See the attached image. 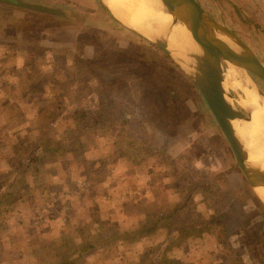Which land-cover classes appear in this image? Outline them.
Masks as SVG:
<instances>
[{
  "label": "rangeland",
  "instance_id": "1",
  "mask_svg": "<svg viewBox=\"0 0 264 264\" xmlns=\"http://www.w3.org/2000/svg\"><path fill=\"white\" fill-rule=\"evenodd\" d=\"M25 1L0 0V37L12 32L6 28V22H19L18 16L23 18L22 22H34L33 9L40 6L37 15L39 26L24 29L21 31L23 35L20 33L18 37L6 34L0 42V121L13 125L8 129L0 126V133L14 141L19 136L28 135L27 145L15 146L21 152L34 148L37 142L40 146V142L48 137L55 141V137L60 138L58 147L61 146L66 155L70 148L75 149V158L80 162L83 159L82 145L90 146L102 135L111 150L108 155L119 156L123 175L112 174L108 170L106 164L112 163V158H115L112 157L97 164L94 178L100 179L107 174L113 183L124 178L123 181L133 189L147 183L157 189V195L150 199L152 206L148 204L153 211L147 221L151 222L164 212H170L171 217L157 219L155 230L158 231L154 232L156 237L153 239L158 241L166 237L170 242L178 228L190 227L186 251L170 252L175 261L179 260V264H264V203L238 167L227 140L192 83L189 72L152 39L112 15L100 0H28L29 5H25L30 6L28 12L23 10L25 12L18 16L8 13L14 11V7L24 9ZM198 1L213 18L236 32L264 64V0ZM82 22L93 24L91 34L72 25ZM68 23H72L71 26H66ZM107 23L112 24L110 30L104 28ZM76 39L78 44L72 45ZM84 42L89 43L87 48L92 58L74 59L70 65L81 75H90L92 81L86 87L93 86L95 93L80 95L91 103L87 108H73L69 98L75 96L66 92L69 89L62 85L61 91L66 93L44 92L40 76L44 81L43 73L51 72L46 74L52 76L48 89L55 83L58 87L57 73L67 74L65 82L73 80L74 72H69L65 59H73L77 51L78 54L83 52ZM23 51L28 55V63L14 66L12 60L21 59L19 63H22ZM46 55L55 60L54 67L45 62ZM48 67H52L53 72L41 70ZM9 71L19 75L6 79L3 75ZM239 72L240 79L247 80L250 90L245 88L243 92L236 88L235 91L231 87L228 90L232 94V104L248 115L249 109L239 103L240 96L250 93L256 97L254 103L258 99L263 105L264 79L246 68H243L244 73ZM80 81L84 84L85 78L81 77ZM9 86L11 90L21 91V95L8 93ZM24 100L36 102L40 107L39 113L35 105L27 106L25 103L28 102ZM11 101L17 107L10 105ZM13 122L17 125L14 126ZM79 136H85L87 142H78ZM23 143L22 139L19 144ZM14 163L21 166L22 161L14 159ZM88 165L90 163L86 164L89 173L92 167ZM25 169L23 173L6 175L13 180L7 197L23 193L32 201L33 210L41 211L40 204L45 200L40 196V183L34 184V178L26 174L28 169ZM133 169L136 179L128 173ZM52 195L55 197L51 201H54V215L67 216L70 203L64 202H69V198L56 199V195ZM76 196L74 190L72 200H78ZM28 211L30 213V209ZM36 215L34 219L25 218L29 225L23 224L25 228L17 236L5 238L13 249L16 246L28 249L29 264L41 263L40 237L21 238L40 233L36 227L40 226V219ZM196 230L205 234L198 235ZM67 235L69 241L60 239L63 244L59 247L61 250L74 247L70 234ZM135 237H126L127 243L123 244L127 247L128 251L124 252L130 256L129 259L118 260L115 250L114 253L109 250L104 255L97 253L98 258L92 252L87 260L90 264H97L100 260L109 264L112 261L113 264H134L139 256L128 247L138 248L140 240H135ZM16 242L20 243L16 245ZM119 247L122 250V243ZM13 255L17 256L15 252ZM55 258L61 260L64 256L60 252Z\"/></svg>",
  "mask_w": 264,
  "mask_h": 264
},
{
  "label": "crops",
  "instance_id": "2",
  "mask_svg": "<svg viewBox=\"0 0 264 264\" xmlns=\"http://www.w3.org/2000/svg\"><path fill=\"white\" fill-rule=\"evenodd\" d=\"M16 3L18 0H14ZM29 1L26 0L24 2V9L22 8L17 9L14 7V11H8L9 14L18 16L17 14H23V10H28L30 9V6H25L29 5ZM41 4H44L42 1H40ZM37 5V3H35ZM40 6L37 5L36 9L34 10V15L36 17L34 22L31 23H25L22 22L21 20L23 19L22 17L18 16L19 22H6V28H9L11 33L6 32L2 37H0V42L6 38V34L13 35L15 37H18L20 35L21 31L24 29H28L30 27L36 28L37 26L40 25V19L38 18V14L40 13L39 11ZM26 14V13H24ZM6 18V17H5ZM5 22V21H4ZM68 23L66 26H71ZM32 25V26H30ZM75 26H79L78 28H83L86 32H89V34L92 33V26L93 24L90 22H82V23H75L72 24ZM112 24L107 23L104 28L106 30H110ZM101 29L100 27H97ZM90 30V31H88ZM102 30V29H101ZM77 33V32H76ZM75 33V36H76ZM23 34L21 33V36ZM1 36V33H0ZM5 36V38H3ZM20 40V38H17ZM12 40V39H8ZM6 40V41H8ZM74 41V40H73ZM11 41H8V43ZM13 44V43H12ZM78 44V39L74 41L72 45ZM18 45H15L17 47ZM84 50L81 53H74L73 59L72 58H66L65 59V64L68 65L69 72H74L73 80H70L68 82H65V78H68L67 74H61L57 73L55 74V77L58 80V87L53 85L52 88L48 89L49 87V82L52 79L51 75H46L48 73H51L49 71H45L43 74H45L46 80L43 81L42 75L40 76V81L42 85L44 86V92H61V93H66V92H71L75 97L74 98H69V103L72 105L73 108H87L90 102H87L86 100L84 101L83 97H80V95H90L95 93L94 92V87L89 86L86 87V84H89L92 80L90 75L88 77L86 75H81V73L77 70L74 69L72 64L74 59H87V58H92L91 51L87 48L89 46V43L83 44ZM13 50V49H12ZM23 55L22 63H19L20 60L13 61L12 64L16 67L23 65V63L27 62L28 63V55L27 53H24V51L21 53ZM91 55V56H90ZM7 59H11L7 58ZM39 61V60H38ZM46 63H51L52 67H54L53 63L55 60L49 58L48 55H46ZM39 63V62H38ZM44 63V62H43ZM44 63V65H46ZM49 63V64H50ZM48 67L45 69H41L42 71L44 70H52L53 68ZM42 68V67H40ZM19 74H16L14 72H8L7 74H4L3 76L7 77L10 76V78H17ZM54 77V74H52ZM83 77L85 78L84 84H81L82 82L80 81V78ZM48 79V80H47ZM7 82V81H6ZM69 89L66 92L61 91V87ZM4 88V87H3ZM10 88V86H9ZM5 90V89H4ZM18 93L21 95V91H16V90H11L10 88V94L13 93ZM14 100V99H13ZM30 100V99H29ZM29 100H24L27 101L28 103H25L27 106L29 105H35L36 108H39L38 105H36V102H29ZM14 102V101H13ZM65 104H68V101H65ZM70 107V106H69ZM70 107V108H72ZM15 124L14 126L17 125V122H13ZM0 126H4L6 129L9 127H13V125L9 124L8 122H2L0 121ZM84 138H78V142H87V139L85 136ZM99 139H97L94 144H84L82 154H83V159L80 162V160L75 158V149L70 148L67 151V155L65 151H62L61 146L57 147L56 150H51L48 148V145L43 144L40 142V146H38V142L36 143L34 148L29 149L28 151L21 152V150H18L19 147H15L16 145L19 146H25L29 143L28 135L27 136H19V139L14 141L9 140L8 136L5 134L3 135L0 133V146H4V148L0 147V175H13L14 173H23L27 168L26 174H31L32 177L34 178V184H39L40 183V190L42 188H46L47 191L50 193H53L56 195V199H59V197L66 196V198H69V203H70V212L69 214H66L67 216L62 217V215H55L53 218L47 219L49 221L46 222H41L40 226H36L38 231L40 233L36 234H31L30 236L26 237H21V238H28V237H40L42 240H53L57 241L58 239L61 238V236L69 231L70 234L73 235V237L78 240L79 242H83L84 238L86 237L85 233H81L79 230H85V226H83L82 223L86 220H88L91 215L93 214V210L96 207L100 208L101 211H105L107 208H112V213L115 215V217L121 224L120 228H136V227H141L144 226L143 224H150V221H147V218L150 219V213L151 209H146L147 201L149 202L150 205V199L153 196H156L157 189H154L152 187L151 183L144 184L143 187H140L142 185H136V188L133 189L130 187L128 184H126L125 181H123L124 178H121L120 180L117 181V183H113V180L111 178H108L107 174L105 177H101L100 179L94 178L96 176V166L97 164H100V161H108L110 158H112L113 161L110 164H106L108 167V170L112 174L117 173V174H122L121 172V166L123 165L120 160H118V155L117 156H111L108 155L109 151V145H107V142L103 139L102 135L98 136ZM24 140V143L20 145L21 140ZM60 140V138H58ZM6 148V149H5ZM5 149V150H4ZM103 153V154H102ZM14 159H20L22 161L21 166H16L14 163ZM104 159V160H103ZM3 160V161H2ZM90 163V166L92 167L91 172H87V166L86 164ZM105 163V162H104ZM89 166V165H88ZM89 166V167H90ZM94 166V167H93ZM4 172H7L5 174ZM132 175L133 179H136V175H134V169L129 170V172ZM123 175V174H122ZM93 176V177H92ZM13 180L9 179L7 182L4 181V178L1 179L0 177V191L4 189L6 186L7 187H12ZM70 184H75L74 186H68ZM35 189H38V187H35ZM61 190V192H59ZM76 190L77 196L73 199L75 203L72 200L73 197V191ZM144 192V193H142ZM21 198V197H20ZM20 198H17L16 204H9L7 205L6 202H0L1 207L5 206L8 210L5 212V217L2 219L0 218V264H28V249L21 247L19 249V255H13V245L9 243L5 238H11L14 234L16 236L18 235V232L20 230L23 231L25 228L23 224H26V227L29 225L27 223L28 221H25V218H32V210H33V203L30 200V198L23 197V200ZM60 200H58L59 202ZM8 202V201H7ZM6 203V204H4ZM151 206V205H150ZM30 209V213L28 211ZM60 213H63V211H60ZM31 216V217H30ZM20 218V219H17ZM21 219H24V221L20 222ZM48 222H50V225ZM149 222V223H148ZM30 225H33L31 223ZM78 225L81 226L79 227L80 229L78 230ZM139 227V228H140ZM154 230L152 232L148 233V236H143V237H148V238H153L156 237L154 234ZM36 232V230L34 231ZM205 232H202V235H204ZM199 237V236H198ZM142 240L140 241V243ZM100 247H90L86 249V251L82 252V258H80L78 261H75L72 264H90L89 261L87 260V256L90 255L92 252L97 256V253L100 255H104V253H107V251L114 250L113 246H106L104 248ZM135 250V247L133 248ZM215 249V248H214ZM41 250V247H40ZM47 248H46V253H47ZM122 250L123 251H128L126 245H122ZM121 250V251H122ZM41 254L40 252V262H41ZM138 254V253H137ZM141 254H138L140 257ZM184 254L182 255V258H184ZM113 257V256H112ZM17 258H19L18 262L16 261ZM118 260H124L121 259L120 257H116ZM115 259V258H114ZM79 262V263H78ZM106 261H98L97 264H109ZM113 264V261L110 263ZM116 264H126L125 262H116ZM198 264H202V262H198ZM247 264V262H245Z\"/></svg>",
  "mask_w": 264,
  "mask_h": 264
},
{
  "label": "water",
  "instance_id": "3",
  "mask_svg": "<svg viewBox=\"0 0 264 264\" xmlns=\"http://www.w3.org/2000/svg\"><path fill=\"white\" fill-rule=\"evenodd\" d=\"M100 1L110 11L104 0ZM161 1L166 10L172 13L173 22L180 21L185 24L199 47L197 53L188 54L193 60L189 66L191 69L186 70L227 140L238 167L252 188L264 185V168L252 167L246 163L247 149L236 135L230 121L235 117L247 118L250 112L246 115L227 99L226 96L232 99V94L228 87L223 86L224 77L219 63L222 60H228L236 66L249 69L262 79H264V64L236 32L213 18L198 0ZM111 14L114 15L112 12ZM218 33L234 41L238 49L232 48L217 35ZM154 42L166 53L171 54L165 42Z\"/></svg>",
  "mask_w": 264,
  "mask_h": 264
},
{
  "label": "bare ground",
  "instance_id": "4",
  "mask_svg": "<svg viewBox=\"0 0 264 264\" xmlns=\"http://www.w3.org/2000/svg\"><path fill=\"white\" fill-rule=\"evenodd\" d=\"M104 2L110 11L128 27L148 39L165 42L171 55L185 69H191L189 66L193 59L188 54L197 53L199 47L185 24L180 21L173 22L172 13L166 10L161 0H104ZM217 35L232 48L238 49L236 43L226 35L220 33ZM219 64L224 77V87H231L235 91L236 88H239L243 92H245V88L250 90L246 84L247 80L240 79L239 71L243 72V68L228 60H222ZM251 88L258 92L255 87ZM254 90L253 92L257 93ZM226 97L231 101L230 97ZM240 98L239 103L249 109L250 115L247 118L235 117L230 121L236 135L247 149L246 163L252 167L264 168V126L262 125L264 124V104L261 105L258 99L256 100L257 104L254 103L253 100L256 97L250 93H245ZM260 128L263 131H260ZM253 189L264 202V185L254 186Z\"/></svg>",
  "mask_w": 264,
  "mask_h": 264
},
{
  "label": "trees",
  "instance_id": "5",
  "mask_svg": "<svg viewBox=\"0 0 264 264\" xmlns=\"http://www.w3.org/2000/svg\"><path fill=\"white\" fill-rule=\"evenodd\" d=\"M10 105L13 107H17V105L11 101ZM40 107L37 108V111L39 113ZM48 117V115H47ZM56 138V141L52 139L51 137H48V139L42 141L43 144L48 145V148L51 150H56L58 145L60 143V140ZM0 177L4 178V181H8L10 178L5 175H0ZM53 193H50L46 190V188H42L40 190V196H44V202L40 204L41 211L38 210H32V219H34L35 214L37 219H40V223L43 222L45 219L53 218L56 213L54 210V201L52 199H55V197L52 195ZM7 195H10V187H5L0 191V202H6L7 205L13 203L14 199H17L21 195V200H23V193H17L16 195L11 198L7 197ZM18 195V196H17ZM17 196V198H15ZM8 201V202H7ZM0 203V218L5 217V212L8 210L5 206L1 207ZM4 203V204H6ZM69 203V202H64ZM149 202L147 201L148 206ZM151 205V202H150ZM149 205V206H150ZM146 207V209H150V207ZM152 206V205H151ZM93 214L91 217L82 222L85 226V230H79L81 226L78 225V230L81 233H85L86 237L84 238L83 242H79L76 240L72 234L67 231L64 233L60 239L66 238L68 241L70 237L67 234H70L71 240L74 243V247L72 250L70 249H59L63 244L61 243V240L58 239L57 241H49V240H42L40 239V247L42 252L41 254V263L40 264H72L75 261H78L80 258H82V252L86 251V249L90 247H100L104 248L108 245H113L114 250L113 253L115 256L120 257L122 259H129L130 256L126 255L124 251H121L119 248V244L122 243L126 244L127 240L126 237L130 235H135V240H142L141 243H139L138 250L131 249V247H128L131 251L134 252L135 255L141 254V256L138 258V261L134 264H179L180 261H175L174 257L170 255L171 251L180 250L183 249L184 252L187 248V242H186V236L189 234V228L190 227H181L178 228L175 231V235L170 239V242L166 237L163 238V240H155L153 238L143 237L148 236L149 232H152L156 229L157 226V219L162 218H170L169 215L170 212L163 213V215L155 217L150 224H143L144 226H139L136 228H120L121 224L120 222L113 216H115L112 213V208H107L105 211H101L100 208L96 207L93 210ZM153 210L151 209V212ZM46 214L47 216L44 217L43 215ZM34 222V221H33ZM149 223V222H148ZM116 227L113 231L110 230V228ZM198 232V235H202V232L200 230H196ZM93 232V235L91 234ZM83 233V234H84ZM165 239V240H164ZM20 242H16L15 244L18 245ZM21 246L14 247L13 252L15 254L19 255V249ZM47 250V253L45 252ZM65 248V247H64ZM69 248V247H68ZM98 248V249H100ZM62 253L64 256V259L56 260L55 255ZM138 253V254H137ZM54 261V262H53ZM29 264V262H28Z\"/></svg>",
  "mask_w": 264,
  "mask_h": 264
}]
</instances>
